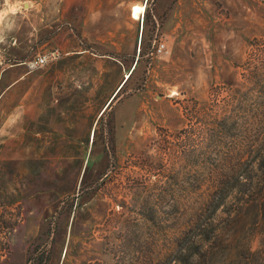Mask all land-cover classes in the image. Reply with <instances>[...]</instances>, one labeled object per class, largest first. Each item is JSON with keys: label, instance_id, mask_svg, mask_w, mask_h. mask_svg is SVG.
Returning <instances> with one entry per match:
<instances>
[{"label": "rangeland", "instance_id": "rangeland-1", "mask_svg": "<svg viewBox=\"0 0 264 264\" xmlns=\"http://www.w3.org/2000/svg\"><path fill=\"white\" fill-rule=\"evenodd\" d=\"M253 45L264 0H0V264H170L211 216L214 163L264 152V119L241 129L264 118ZM234 228L221 264L264 250V223Z\"/></svg>", "mask_w": 264, "mask_h": 264}, {"label": "trees", "instance_id": "trees-1", "mask_svg": "<svg viewBox=\"0 0 264 264\" xmlns=\"http://www.w3.org/2000/svg\"><path fill=\"white\" fill-rule=\"evenodd\" d=\"M244 66H247L250 76L257 73V70L264 69V45H253L251 55L249 53L247 56ZM225 84L231 86L229 82H225ZM213 90L214 92L211 94H216L217 89ZM206 110H196L194 107L192 111L199 113ZM219 111L220 109L215 112L216 115L212 122L217 123L216 125L223 132L231 131L232 127L238 125L235 120L229 121L230 116L224 114L220 117ZM261 119L264 118L258 117L257 120L251 121H246L245 118L244 126L241 127L245 138L247 129H250ZM186 130V128L181 129L179 134ZM263 144H258L259 148H264ZM245 145L247 144H242V150L238 155L229 156L223 160L221 158V161L212 166L213 185L215 187L223 185L220 189L213 190L206 195L204 204L211 207V216L197 227L193 236H184L182 244L179 246L177 244L171 249L172 254L170 253L171 257H169L174 262L171 261L170 264H221L218 255H222L221 246L226 240L224 235H228L227 238L232 237L227 233L229 230L227 226L232 227V232L236 233L234 226L238 224L245 226L252 221V225L258 227L264 223V152L260 155L254 152L251 155L252 149ZM233 168L238 169L235 171ZM218 210L220 214H218ZM223 213L227 215L222 217ZM216 219L218 221H215ZM220 221H223L222 225H219ZM244 250L243 264H264V250L261 248L252 249L249 242H244ZM29 260V264H48V255L41 250L35 255H31Z\"/></svg>", "mask_w": 264, "mask_h": 264}, {"label": "built area", "instance_id": "built-area-1", "mask_svg": "<svg viewBox=\"0 0 264 264\" xmlns=\"http://www.w3.org/2000/svg\"><path fill=\"white\" fill-rule=\"evenodd\" d=\"M164 50V45H157V51L161 52ZM48 60V56L45 54L42 55H38L36 57H34L33 59H31L28 62L29 67H36V66H41L44 63H46Z\"/></svg>", "mask_w": 264, "mask_h": 264}, {"label": "bare ground", "instance_id": "bare-ground-1", "mask_svg": "<svg viewBox=\"0 0 264 264\" xmlns=\"http://www.w3.org/2000/svg\"><path fill=\"white\" fill-rule=\"evenodd\" d=\"M144 11V5L143 4H141V5H133L132 6V9H131V16L133 17V18H138V16L142 13ZM129 75H128V73H126V78L128 77ZM176 92L175 91H172L170 94H175Z\"/></svg>", "mask_w": 264, "mask_h": 264}, {"label": "water", "instance_id": "water-1", "mask_svg": "<svg viewBox=\"0 0 264 264\" xmlns=\"http://www.w3.org/2000/svg\"><path fill=\"white\" fill-rule=\"evenodd\" d=\"M123 83V82H122ZM122 83L120 84V86L122 85ZM119 86V87H120ZM119 87L116 89V91L114 92V94L112 95V97L108 100V102L106 103V106L110 103V101L114 98V95L116 94V92L118 91Z\"/></svg>", "mask_w": 264, "mask_h": 264}]
</instances>
